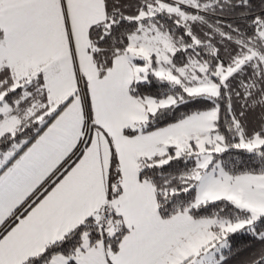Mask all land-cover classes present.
Returning <instances> with one entry per match:
<instances>
[{
    "label": "snow or ice",
    "instance_id": "6c2138e0",
    "mask_svg": "<svg viewBox=\"0 0 264 264\" xmlns=\"http://www.w3.org/2000/svg\"><path fill=\"white\" fill-rule=\"evenodd\" d=\"M242 254L264 264V0H0V264Z\"/></svg>",
    "mask_w": 264,
    "mask_h": 264
},
{
    "label": "trees",
    "instance_id": "16d2710c",
    "mask_svg": "<svg viewBox=\"0 0 264 264\" xmlns=\"http://www.w3.org/2000/svg\"><path fill=\"white\" fill-rule=\"evenodd\" d=\"M233 246L234 249L235 248H241V249H245L247 245L249 244V242L246 239H242V238H233ZM246 258V256L244 254L242 255H238L237 257H235L234 259H232L231 264H241V262Z\"/></svg>",
    "mask_w": 264,
    "mask_h": 264
}]
</instances>
